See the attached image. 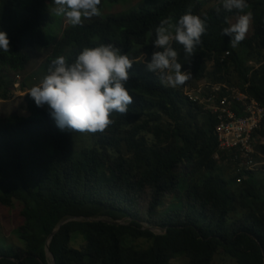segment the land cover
Listing matches in <instances>:
<instances>
[{"label": "trees", "instance_id": "trees-1", "mask_svg": "<svg viewBox=\"0 0 264 264\" xmlns=\"http://www.w3.org/2000/svg\"><path fill=\"white\" fill-rule=\"evenodd\" d=\"M209 1L142 0L128 12L69 24L58 37L52 29L59 20L53 27L49 12L53 0H0V30L10 46L0 53V99L12 95L8 87L15 80L8 72L25 70L29 48L51 52L40 73L20 82L22 91L35 75L47 73L52 59L71 62L83 47L110 43L132 60L142 53L148 60L160 21L174 24L191 12L205 22L200 44L186 57L182 45L172 42L182 71L192 77L189 83H228L264 107V0H247L243 12L250 13L252 29L235 48L221 30L242 12L225 10L221 2L204 8ZM128 71V110L110 113L103 131L86 132L91 144L79 149L80 132L58 129L46 106L37 107L27 93L28 116L0 117V204L18 202L23 218L15 230L23 246L13 251L0 241V264H49L47 236L74 215L125 221L62 224L49 244L55 264H264V164L240 169L231 151L218 148L215 116L187 98L185 84L161 82L139 60ZM257 134L264 138V125ZM256 148L264 161V142ZM224 162L234 163L230 173ZM146 188L151 194L144 218L138 201ZM167 193L175 201L158 210ZM144 221L163 232L144 228ZM137 238L147 239L148 246L128 244ZM76 239L84 244L73 246Z\"/></svg>", "mask_w": 264, "mask_h": 264}, {"label": "clouds", "instance_id": "clouds-1", "mask_svg": "<svg viewBox=\"0 0 264 264\" xmlns=\"http://www.w3.org/2000/svg\"><path fill=\"white\" fill-rule=\"evenodd\" d=\"M53 3L55 15H62L73 26L79 25L82 18L100 14L101 0H53ZM221 5L225 10L243 13L221 30L223 36L229 37L230 46L235 48L245 38L249 27L250 14L243 12L248 6L247 0H221ZM204 32V20L191 12L180 15L174 24L161 20L151 40L152 46L160 50L153 51L145 60L146 70L158 74V79L169 86L184 84L190 73L182 71L172 42L182 45L185 56L191 57ZM9 47L7 33L0 30V53H7ZM143 54L140 62L144 61ZM135 60L137 58L130 59L127 53L110 43L83 47L71 62L63 56L52 59L47 73L30 87L27 94L37 107L46 106L56 127L62 131H103L111 123L110 113L123 114L132 102L127 82L128 70ZM200 81L203 80L188 86H196Z\"/></svg>", "mask_w": 264, "mask_h": 264}, {"label": "rangeland", "instance_id": "rangeland-1", "mask_svg": "<svg viewBox=\"0 0 264 264\" xmlns=\"http://www.w3.org/2000/svg\"><path fill=\"white\" fill-rule=\"evenodd\" d=\"M141 1L142 0H119L118 2L110 3L109 0H104V2L103 3L101 2V4H100L101 8H100V14L99 15L92 16V17L87 18V19L82 18L81 22L91 21L93 19L98 18L99 16H101L103 14L118 13V12H122V11H124V12L131 11ZM219 2H221V0H210L208 2V4L205 5L204 8H206V7L208 8L209 6H211V5L213 6ZM54 8H55L54 4L52 6H50V8H49L50 15L52 16V19H54V23L52 24V26L54 27L55 25H57L58 20H59V25L56 26L54 29H52V31H53V33L57 34L59 37L63 28L65 26H67L69 23L66 21V19L62 15L57 16V15L53 14L54 11H52V10ZM241 14H243V13H241ZM241 14H237L235 16H232L230 18V23H234L236 21V19L238 18V16ZM173 23H175V22H173ZM251 29H252V18L250 15L249 27H248V30H247L245 35H250ZM157 50H160V49L156 48V51ZM50 52H51V49H48V48H40V47L29 48L28 53L30 54V60H29L28 66L25 68V70L21 71V73H19V74H14L13 72H8L9 76L13 77L15 82L12 84V86L8 87L9 90L12 91V95L7 100L0 99V117L1 118H5V117L11 116V115L18 116V117L19 116H28V112L25 109L26 105H25V101H24L23 96L27 93V91L30 89L31 86H33L34 84H37L39 82V80L41 79V76L39 77V79H36V77L39 75H35L33 77L32 82L27 84V86H26L27 89H25L24 91H22L20 89V82L24 80L25 76L28 77L31 73L38 71L40 64L45 60V58L49 55ZM146 56H147L146 54H143V57H144L143 62H146L145 61L147 58ZM140 58H141V56L139 58H137V60H140ZM209 66H210V64H209ZM210 68H211V66H210ZM191 80H192V77H190L188 75V78L186 79L184 84L185 85L190 84L189 81H191ZM185 87H187V86H185ZM209 112L211 114H213L211 110H209ZM73 133L74 132H72L71 134H73ZM75 135H77V136H75V139H76V146L78 149L84 145H90L91 144L90 137H88L86 135V132L83 134L80 132V133L75 134ZM221 166H222V163H221ZM233 166H234V163L230 164L228 162H226V163L224 162L222 167L226 170V172L230 173L233 170L232 169ZM150 194H151L150 189L146 188L143 191V194L141 195V197L139 198V201H138L139 207L141 209L140 215L144 216V218H146L145 211L147 209L148 202L150 200ZM173 196H174V194L167 193L165 195V197L163 198L162 206H159L158 210L159 209L166 210V208H168L169 205L175 201ZM20 209H21V205L18 202H15L11 206H6V205L0 204V241L3 242V245L5 246V248H11L13 251H15V250L18 251L23 246L21 240L18 238L17 234L15 233L16 228L21 224V222L23 220L22 216L20 215ZM143 224L147 225V226H159V225H155V224L146 223L145 221L143 222ZM148 243H149L148 240L145 238H137V240L130 239L128 241V244L130 246H134L135 248L147 247ZM72 244L75 247H80L84 243H83L82 239H76L75 241L72 242ZM181 259L183 261H185V263H186V258L184 256L181 257ZM171 264H182V262L173 260Z\"/></svg>", "mask_w": 264, "mask_h": 264}, {"label": "built area", "instance_id": "built-area-1", "mask_svg": "<svg viewBox=\"0 0 264 264\" xmlns=\"http://www.w3.org/2000/svg\"><path fill=\"white\" fill-rule=\"evenodd\" d=\"M200 82L193 87L184 86V91L189 100L204 105L215 115L214 134L218 148L231 151L240 169L261 168L264 161L257 159L256 147L264 142V138L257 134L264 124V107L237 87L206 80ZM222 89L226 93L219 96Z\"/></svg>", "mask_w": 264, "mask_h": 264}, {"label": "water", "instance_id": "water-1", "mask_svg": "<svg viewBox=\"0 0 264 264\" xmlns=\"http://www.w3.org/2000/svg\"><path fill=\"white\" fill-rule=\"evenodd\" d=\"M103 220L106 221L108 223H115V224H122L125 221L124 219L121 220H114V219H110V218H98V217H89V216H82V215H74V216H69L63 220H61L56 226L55 228L51 231V233L47 236L46 241H45V252H46V256L48 259V263L49 264H55V257L52 254V252L50 251V241L53 237V235L60 229L61 225L68 222V221H72V220H79V221H83V220H88V221H94V220ZM144 228H148L151 231L155 232V233H162L163 232V228H161L160 226H147L144 225ZM261 251H262V255H263V261H264V249L261 247Z\"/></svg>", "mask_w": 264, "mask_h": 264}]
</instances>
